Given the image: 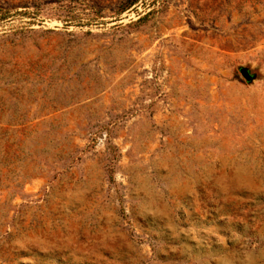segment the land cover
I'll return each instance as SVG.
<instances>
[{"label": "rangeland", "instance_id": "rangeland-1", "mask_svg": "<svg viewBox=\"0 0 264 264\" xmlns=\"http://www.w3.org/2000/svg\"><path fill=\"white\" fill-rule=\"evenodd\" d=\"M124 3L0 0V264H264V0Z\"/></svg>", "mask_w": 264, "mask_h": 264}, {"label": "water", "instance_id": "water-1", "mask_svg": "<svg viewBox=\"0 0 264 264\" xmlns=\"http://www.w3.org/2000/svg\"><path fill=\"white\" fill-rule=\"evenodd\" d=\"M240 72L242 74V76L246 79V80H251L252 79V76L251 74L248 72V70L244 67H241L240 68Z\"/></svg>", "mask_w": 264, "mask_h": 264}, {"label": "trees", "instance_id": "trees-1", "mask_svg": "<svg viewBox=\"0 0 264 264\" xmlns=\"http://www.w3.org/2000/svg\"><path fill=\"white\" fill-rule=\"evenodd\" d=\"M137 0H125L124 5L120 8L119 11H123L125 9H127L128 7H130L132 4H134Z\"/></svg>", "mask_w": 264, "mask_h": 264}]
</instances>
